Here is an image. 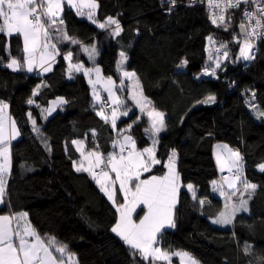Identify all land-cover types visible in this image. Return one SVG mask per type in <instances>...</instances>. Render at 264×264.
<instances>
[{
	"label": "trees",
	"instance_id": "16d2710c",
	"mask_svg": "<svg viewBox=\"0 0 264 264\" xmlns=\"http://www.w3.org/2000/svg\"><path fill=\"white\" fill-rule=\"evenodd\" d=\"M97 1V20L106 23L109 16L119 20L120 36H111V27L101 29L66 5L60 27L79 43H58L61 55L44 74L8 68L12 58L23 61V41L19 34L0 33V99L10 103L21 132L12 144V170L0 214L28 212L38 234L46 242L55 238L58 245H66L78 264H153L142 261L138 253L133 255L134 250L111 232L118 219L115 207L88 173L73 167V161L81 157L75 139L84 140L89 150L98 147L105 155L113 150L115 137L123 130L133 135L139 148L152 144L144 131L149 127L147 116L138 109L121 119L117 130L101 119L86 75L69 74V62L63 55L72 51L74 64H101L103 72L120 83L117 64L124 51L126 65L137 72L145 95L165 113L166 127L157 144L162 163L152 173L166 171L164 165L175 149L182 184L192 182L198 190L193 199L185 186L181 188L175 227L163 230L159 245L170 252L186 250L201 264H264V171L260 168L264 165V118H258L246 103L255 92L253 103L264 111V41L255 45V59H237V40H243L239 30L243 8L228 11L217 27L200 2ZM90 43L98 50L94 59L82 49ZM221 44H227L229 58L215 69V76L202 75L206 67L214 66L209 49ZM185 60L187 65L181 67ZM120 92L128 97L127 88ZM210 95L215 102H207ZM59 96L67 102L47 116L50 102ZM29 99L34 103L28 104ZM136 116L140 119L132 123ZM128 124H132L130 130ZM219 140L240 151L243 180L257 184L254 192L240 188L238 193L243 192L248 200V211L237 213L228 227L211 222V215L225 205L211 189L219 175L213 153ZM118 197L122 199L120 192ZM200 199L205 200L203 206ZM53 252L60 256L55 249ZM173 260L178 263L177 257Z\"/></svg>",
	"mask_w": 264,
	"mask_h": 264
},
{
	"label": "snow or ice",
	"instance_id": "6c2138e0",
	"mask_svg": "<svg viewBox=\"0 0 264 264\" xmlns=\"http://www.w3.org/2000/svg\"><path fill=\"white\" fill-rule=\"evenodd\" d=\"M248 4L249 0H208L210 9H219V15L213 12L210 19L213 25L217 27L225 21V11L229 8H239L241 3ZM256 4V11L251 13L244 12L243 20L239 25L240 33L243 36L240 44L237 59L251 61L255 59L254 40L264 38V0H252ZM67 3L70 8L76 10L78 16L84 15L83 9H87V18L97 24L94 19L95 11L99 7L96 0H0V33L8 36L19 34L23 38V65L21 62L12 58L7 67L13 71H19L25 67L28 72L39 68L42 72L52 70V62L56 56L60 55L57 47L58 43L70 41L77 44L79 41L68 35L64 25L62 14L64 6ZM174 5L175 0H171ZM259 14V15H258ZM254 22V23H253ZM111 28L110 35L120 36L123 31L119 20L113 17H107L106 23H99L98 27L105 29ZM211 44H215L212 36L206 38ZM55 41V42H54ZM83 51L93 59L96 52L95 47H84ZM213 52L215 55H213ZM120 61L117 69L121 73L120 84L111 77L104 78L101 75V69L94 67L86 69L82 63L73 64V53L68 51L64 59L68 61L69 74L71 72H85L90 74L95 72L96 80L89 78V84L93 87L92 95L97 102H101V96L96 90V84L102 83L104 91L108 94L109 104L100 103V111L97 113L101 119L110 122L111 127L116 129L117 120L121 116H128L131 108L126 106V101L117 94L118 91L125 89L124 80L130 81L129 91L130 99L135 107L139 108L142 115L147 116L149 127L145 134L152 140L151 146L138 149L135 139L131 135H124L113 143V148L118 147L119 152L113 151L105 155L99 151L98 147L85 153L83 151L84 143L81 140H74L82 157L79 161H73V167L77 172H86L99 186L118 214V219L111 227L117 237H119L130 249L134 250L133 255L139 254L142 261H151L153 264L164 262L171 264L173 255L181 258V264H198V262L187 252H170L159 246L158 237L166 228H174V209L178 203V196L182 186L180 174L176 168L177 151L172 149L164 165L167 171L161 175L151 174L142 178L146 173H152L153 169L162 163L157 157V144L159 135L165 130V113L159 111L152 102L143 94L142 86L139 84L135 71H127L123 64L127 61L124 52H120ZM229 58L227 44H221L220 47L209 49V60L213 62L214 67L204 69V75L215 76V69L220 68L222 60ZM187 65V60L182 62L181 67ZM33 95H36L34 92ZM252 100H246V103L253 108L258 118H264V111H260L253 101L256 96L252 92ZM28 104L34 101L29 99ZM63 98L53 101V107L46 109L50 114L55 110L57 103L64 104ZM207 102H215V96H208ZM111 107L110 115L105 113V108ZM9 105L0 100V204L4 203V194L6 190V178L10 174L12 167V154L10 143L19 135L15 120L8 115ZM31 117V113H28ZM140 119L132 122L135 123ZM35 130V120H32ZM132 124H128L130 130ZM217 164L220 171L225 169L230 176L224 180L227 188L232 190L230 194L224 191V185H217L213 181L214 191H219L226 197L224 211L212 220V223L219 225L232 224L237 213L248 211V200L243 198V192H254L256 184L249 183L242 179L241 161L242 156L238 151L228 149L227 146H217ZM264 171V165H260ZM114 174V178H113ZM238 184L243 186V192L239 197V202H231L230 197L237 192H241ZM117 185L122 194V202L117 200ZM188 191L192 193V198L196 199V193L192 184L187 185ZM201 206L205 200L200 199ZM143 206V207H141ZM143 214L140 215L137 210ZM26 213L0 214V264H65V257L69 262L73 261L74 254L68 252L66 245H58L55 238H50L47 242L33 229L26 220ZM59 253V258L54 255ZM248 248H245V252Z\"/></svg>",
	"mask_w": 264,
	"mask_h": 264
},
{
	"label": "rangeland",
	"instance_id": "374dc122",
	"mask_svg": "<svg viewBox=\"0 0 264 264\" xmlns=\"http://www.w3.org/2000/svg\"><path fill=\"white\" fill-rule=\"evenodd\" d=\"M96 2L98 3V1L96 0ZM99 4V3H98ZM67 5V3H65V6ZM65 6H64V9H65ZM98 9V8H97ZM97 9H96V11H95V15H94V19L97 21V23L99 24L100 22L97 20V17H96V12H97ZM83 11H84V15H82V17H84V18H87V9H83ZM88 19V18H87ZM115 26L113 25V26H111V28H114ZM110 28V29H111ZM84 47H89V48H92V47H95V49H96V52L98 53V50H97V47H96V45H94V44H92V43H90V44H85V46ZM83 49V48H82ZM122 52H124V51H122ZM125 53V52H124ZM126 54V53H125ZM96 56V55H95ZM126 56H127V54H126ZM120 61V60H119ZM224 61H226V60H222V62H221V65L223 64V62ZM128 62V56H127V61L123 64V68L124 69H126L127 71H135V70H133V69H130V68H128L127 67V65H126V63ZM94 67H99L100 69H101V75H102V77H104V78H107V77H109V76H111L115 81H116V83L119 85L120 83L117 81V79H116V77L114 76V75H106L104 72H103V68H102V66H101V64H95V65H93V66H90V67H85L84 66V68H86V69H93ZM214 67V66H213ZM208 68H211V67H208ZM136 72V71H135ZM85 73V72H84ZM203 73H204V71H203ZM202 73V75H204ZM136 74H137V72H136ZM86 75V74H85ZM86 77H87V80L89 81V78H91L93 81H95L96 80V74H95V72H92V73H90V74H87L86 75ZM137 77H138V74H137ZM138 81H139V84L141 85V82H140V79H139V77H138ZM130 81H128L127 79H125L124 80V84H125V88H127V90H128V97H126V95H123L120 91H118L117 92V94L118 95H120L125 101H126V106L127 107H129V108H131L132 110L129 112V114H128V116H121L118 120H117V125H118V123H119V121L121 120V119H123V118H127V117H130L132 114H133V112L135 111V109H139V108H137V107H135L134 106V104H133V102H132V100L130 99V91H129V86H130ZM90 86H91V92H93V87H92V85L90 84ZM142 86V85H141ZM104 89V86H103V84L102 83H100V84H96V90L99 92V94H100V96H101V102H97L96 100H95V98H94V101H95V103H97V104H99V106H100V103H105V104H109L110 105V101H108V94H107V92L106 91H104L103 90ZM144 94V93H143ZM93 96V95H92ZM144 96H146L145 94H144ZM59 97H63V96H59ZM59 97H57V98H59ZM147 97V96H146ZM148 98V97H147ZM148 99H150V98H148ZM247 100H252V98H247ZM53 101H57L58 102V99H56V100H53ZM52 101V102H53ZM51 102V104L48 106V108H51V107H53V103ZM248 104V103H247ZM248 106H249V104H248ZM61 107V104H59V103H57V106L55 107V110L54 111H52L50 114L48 113V112H46L47 113V116H51V115H53L56 111H58L59 110V108ZM250 107V106H249ZM47 108V109H48ZM250 108H252V107H250ZM159 110V109H158ZM252 110H253V108H252ZM159 111H161V110H159ZM254 111V110H253ZM163 112V111H162ZM105 113L106 114H108V115H110V113H111V107L109 106V108L108 109H105ZM18 125V124H17ZM18 127H19V125H18ZM20 129V128H19ZM116 130H117V127H116ZM122 134H128V135H130V133L128 132V131H126V130H123V132H122ZM75 140H81V141H83V143H84V148H83V151L85 152V153H87L89 150H87L86 149V142L84 141V140H82V139H75ZM218 145H221V146H227V148L228 149H231V150H233V151H238L239 153H240V151L237 149V148H235L234 146H232V145H230L228 142H225V141H217L216 143H215V145H214V148H213V153H214V158H215V161H216V164H217V159H216V156H217V151H218V148H217V146ZM149 146H151V145H149ZM77 147V146H76ZM148 147V146H147ZM119 150V149H118ZM115 151L116 152H118L116 149H115ZM177 154H178V152H177ZM240 155H241V153H240ZM82 159V157H80V159L79 160H81ZM178 159H179V156L177 155V158H176V168H177V171H178V173H179V170H178ZM79 160H77V161H79ZM241 163V173H242V179H243V166H244V163H243V160L240 162ZM217 168H218V172H219V175H218V177L215 179V180H213V181H216V183H217V185H220V184H223L224 185V191H225V193L226 194H230L231 193V191L232 190H230V189H228L227 188V184H226V182H225V180H224V178L225 177H229L230 176V174H229V172L227 171V169H225L223 172H221L220 171V168H219V165L217 164ZM167 171V170H166ZM226 174V175H225ZM113 178H114V176H113ZM212 181V182H213ZM7 182H8V176H7V178H6V189H7ZM181 182H182V180H181ZM211 182V189H212V193L215 195V196H217V197H220V198H222L223 200H224V203H226V197L225 196H222L221 194H220V192L217 190V191H214V185H213V183ZM183 183V182H182ZM190 184H192L193 186H194V189H195V193H196V196H197V187H196V185L194 184V183H192V182H189ZM189 183H187V184H182V186H181V188L183 187V186H185L186 187V189H187V185L189 184ZM249 183H253V182H249ZM253 184H256V183H253ZM257 185V184H256ZM238 187L239 188H242L243 186L241 185V184H238ZM181 190V189H180ZM180 193V192H179ZM5 194H6V190H5ZM5 194H4V197H5ZM238 192L235 194V195H233V196H231L230 197V199H231V202H236V203H238L239 202V200H237L235 197L236 196H238ZM240 195V194H239ZM240 197V196H239ZM179 198V197H178ZM3 199H5V198H3ZM179 200V199H178ZM138 211V210H137ZM222 211H224V208L222 209ZM222 211H220V212H222ZM219 212V213H220ZM219 213L217 212L216 214H214V215H211V222H212V220L213 219H215L218 215H219ZM174 214H175V211H174ZM214 224V223H213ZM215 225H219V224H215ZM224 226V225H223ZM160 246V245H159ZM176 252H187V253H189L197 262H198V264H201L190 252H188V251H186V250H178V251H176ZM72 254H74V253H72ZM175 257H177L178 258V262H179V264H181V258L179 257V256H175V255H173L172 257H171V264H177L173 259L175 258ZM69 262V261H68ZM69 264H78V259L76 258V255L74 254V259H73V261H71V262H69Z\"/></svg>",
	"mask_w": 264,
	"mask_h": 264
},
{
	"label": "crops",
	"instance_id": "0c3cea01",
	"mask_svg": "<svg viewBox=\"0 0 264 264\" xmlns=\"http://www.w3.org/2000/svg\"><path fill=\"white\" fill-rule=\"evenodd\" d=\"M21 38H22V36H21ZM22 41H23V38H22ZM84 46H85V44H83L82 45V48H84ZM68 52V51H67ZM67 52H65L63 55H65ZM72 52V51H71ZM61 55V54H60ZM60 55H58V56H56V59L52 62V68H53V66H54V64L56 63V61L58 60V58L60 57ZM88 56V55H87ZM89 57V56H88ZM97 57V55L96 56H94V58H96ZM93 58V59H94ZM21 62V61H20ZM72 62V61H71ZM23 63H24V61H22L21 62V64L23 65ZM73 63V62H72ZM78 63H82L85 67H88L84 62H78ZM74 64V63H73ZM21 69H24L25 71H27L26 70V68L25 67H21ZM28 72V71H27ZM81 72H83V71H81ZM29 73H32V74H34V73H42V74H44V73H47V72H42L39 68H37V69H35L34 71H32V72H29ZM84 73V72H83ZM85 74V73H84ZM142 90H143V88H142ZM143 93H144V91H143ZM145 94V93H144ZM59 98H63L64 100H65V98L64 97H59ZM56 99H58V98H55V99H53V100H56ZM1 100V99H0ZM52 100V101H53ZM151 102H152V106H154V104H153V101L151 100V99H149ZM3 101V100H2ZM51 101V102H52ZM5 103H7L8 105H9V108H8V115H10L12 118H13V116H12V114H11V109H10V103L9 102H7V101H4ZM51 102H50V104H51ZM49 104V105H50ZM63 104H61V106H62ZM155 107V106H154ZM139 110V109H138ZM14 119V118H13ZM15 120V119H14ZM15 122H16V127L18 128V130H19V135L14 139V140H12L11 141V143H10V149H11V154H12V161H13V152H12V144H13V142L16 140V139H18L19 137H20V135H21V132H20V129H19V127H18V123H17V121L15 120ZM129 132V131H128ZM130 133V132H129ZM126 135V134H125ZM128 135V134H127ZM130 135L133 137V135L130 133ZM124 136V134H120V138H122ZM118 138V135H116V137H115V140ZM134 138V137H133ZM135 139V138H134ZM114 140V141H115ZM136 141V140H135ZM136 145H137V143H136ZM76 146V145H75ZM77 148V147H76ZM137 148L138 149H142V148H139L138 146H137ZM86 149H87V147H86ZM115 149L119 152V148L118 147H116V148H113V150L111 151V152H113V151H115ZM87 150H89V149H87ZM93 150V149H92ZM89 151H91V149L89 150ZM80 152V151H79ZM158 157V156H157ZM80 159V158H79ZM11 170H12V167H11ZM167 170V169H166ZM166 172V171H165ZM10 174H11V171H10ZM10 174L8 175V179H9V177H10ZM151 174H153V173H146V174H144V176H142V178H146L148 175H151ZM156 175H161V174H156ZM113 176H114V174H113ZM118 194H119V188H118V185H117V200H118V203L119 202H122V199L121 200H119V197H118ZM121 194V193H120ZM121 197H122V194H121ZM179 197V196H178ZM5 198V197H4ZM179 199V198H178ZM4 202H5V199H4ZM1 205V204H0ZM141 207H143V206H141ZM176 208V207H175ZM139 210V209H138ZM174 211H175V209H174ZM11 213H13V212H10V213H5V214H11ZM16 213H26L27 214V216H26V220H27V222L28 223H30L31 224V226L33 227V229L37 232V230L35 229V227L33 226V224L31 223V221H30V219H29V214H28V212H26V211H23V212H16ZM174 217H175V214H174ZM232 224H229V225H224V226H231ZM221 226H223V225H221ZM38 233V232H37ZM41 237V236H40ZM42 238V237H41ZM43 239V238H42ZM45 240V239H44ZM46 242V241H45ZM54 255H56L55 253H54ZM57 256V255H56ZM59 258V257H58ZM65 264H69V262H68V260H67V258L65 257ZM177 264H179V262L177 263Z\"/></svg>",
	"mask_w": 264,
	"mask_h": 264
},
{
	"label": "built area",
	"instance_id": "2783aa9c",
	"mask_svg": "<svg viewBox=\"0 0 264 264\" xmlns=\"http://www.w3.org/2000/svg\"><path fill=\"white\" fill-rule=\"evenodd\" d=\"M197 2H200L202 3L206 8H207V11H208V14H209V18H210V15L213 13V12H216L217 15H219V9H210L209 8V5H208V0H188L187 3L189 4H194V3H197ZM239 8H243L244 12H253V11H256V4L252 2V0H249L248 4H244L243 2L240 4V7ZM239 8H229L225 11L224 15L226 17V14L228 13V11L230 10H233V9H239ZM259 15V14H258ZM211 20V19H210ZM241 22H245L247 23V21H241ZM240 22V23H241ZM239 23V25H240ZM254 23V22H253ZM240 30V29H239ZM242 39H243V36L242 34L240 33ZM261 41H264V38H261V39H257V40H254L253 43L254 45L260 43ZM217 48V47H215ZM257 54V48L254 47V55L256 56ZM226 175V174H225Z\"/></svg>",
	"mask_w": 264,
	"mask_h": 264
}]
</instances>
